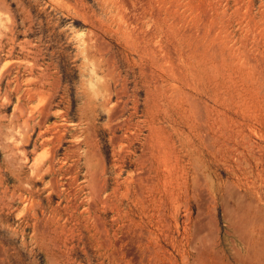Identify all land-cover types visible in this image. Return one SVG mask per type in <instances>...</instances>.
Segmentation results:
<instances>
[{
  "label": "rangeland",
  "instance_id": "374dc122",
  "mask_svg": "<svg viewBox=\"0 0 264 264\" xmlns=\"http://www.w3.org/2000/svg\"><path fill=\"white\" fill-rule=\"evenodd\" d=\"M194 262L264 264V0H0V264Z\"/></svg>",
  "mask_w": 264,
  "mask_h": 264
},
{
  "label": "bare ground",
  "instance_id": "6f19581e",
  "mask_svg": "<svg viewBox=\"0 0 264 264\" xmlns=\"http://www.w3.org/2000/svg\"><path fill=\"white\" fill-rule=\"evenodd\" d=\"M184 74V73H183ZM185 92H187V91H185ZM167 93V92H166ZM188 94V93H187ZM189 101L191 100V99H188ZM107 102V101H106ZM196 106V105H195ZM194 106V107H195ZM110 108H112V107H110ZM114 108V107H113ZM196 112V111H195ZM201 116V115H200ZM200 120H201V118H200ZM149 146V145H148ZM125 148V147H124ZM147 148V147H146ZM91 152V151H90ZM144 152V151H143ZM95 153V152H94ZM91 157V156H90ZM139 161V160H138ZM153 162V161H152ZM94 164V163H93ZM102 165V164H101ZM139 171V170H138ZM137 171V172H138ZM93 172V171H92ZM96 172V171H95ZM98 176V175H97ZM98 193V192H97ZM139 201H141V200H139ZM142 204V203H141ZM260 247V246H259ZM199 254V253H198ZM200 255V254H199ZM184 257H188V256H184ZM201 258V257H200ZM187 258H185L184 260H186ZM188 260V259H187ZM263 260V259H262ZM190 261V260H189ZM196 262V261H195ZM195 262H194V264H195ZM188 264H190V263H188ZM192 264V263H191Z\"/></svg>",
  "mask_w": 264,
  "mask_h": 264
}]
</instances>
